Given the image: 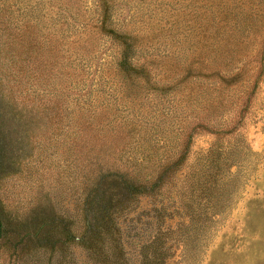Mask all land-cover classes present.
<instances>
[{"label":"rangeland","instance_id":"374dc122","mask_svg":"<svg viewBox=\"0 0 264 264\" xmlns=\"http://www.w3.org/2000/svg\"><path fill=\"white\" fill-rule=\"evenodd\" d=\"M0 35L12 219L81 235L90 189L119 172L142 187L112 211L126 264H264V0H0ZM63 247L55 264H101Z\"/></svg>","mask_w":264,"mask_h":264},{"label":"trees","instance_id":"16d2710c","mask_svg":"<svg viewBox=\"0 0 264 264\" xmlns=\"http://www.w3.org/2000/svg\"><path fill=\"white\" fill-rule=\"evenodd\" d=\"M10 33L11 31H8L7 35ZM16 36L15 33L14 38L9 39L12 47ZM1 37L0 35V40ZM1 99L0 94V159L1 156L8 155L10 158L14 154L16 149L12 144V135L14 131L15 135L19 133V116L15 118L14 113L9 115L6 110L8 103ZM111 176L115 177V180H111ZM140 188L134 182L127 181L124 174L119 172L99 175L82 207L85 219L81 235H76L68 225L69 222L54 213L42 218L35 213L32 217L16 221L0 205V248L9 250L18 264L25 258L37 262L41 257L45 264H55L58 259L55 262L52 259L56 256L57 249L62 250L60 256L69 255L70 252L64 251L63 246L80 242L89 255L96 253L101 257V264H126L119 229L112 211L119 200L123 198L124 202H129L130 196L127 194L133 190L137 192ZM143 189L150 190L145 186ZM155 261L150 255L144 254L140 264H155Z\"/></svg>","mask_w":264,"mask_h":264}]
</instances>
